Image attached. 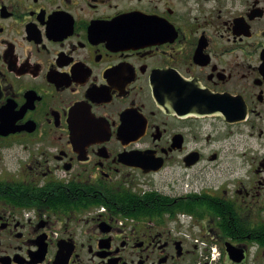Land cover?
<instances>
[{"label": "flooded vegetation", "instance_id": "1", "mask_svg": "<svg viewBox=\"0 0 264 264\" xmlns=\"http://www.w3.org/2000/svg\"><path fill=\"white\" fill-rule=\"evenodd\" d=\"M0 264H264V0H0Z\"/></svg>", "mask_w": 264, "mask_h": 264}, {"label": "trees", "instance_id": "2", "mask_svg": "<svg viewBox=\"0 0 264 264\" xmlns=\"http://www.w3.org/2000/svg\"><path fill=\"white\" fill-rule=\"evenodd\" d=\"M125 212H127L128 214L134 213L131 210H126V209H124V210L123 209L118 210V213L120 214V217H122L125 214Z\"/></svg>", "mask_w": 264, "mask_h": 264}, {"label": "rangeland", "instance_id": "3", "mask_svg": "<svg viewBox=\"0 0 264 264\" xmlns=\"http://www.w3.org/2000/svg\"><path fill=\"white\" fill-rule=\"evenodd\" d=\"M155 178H156V177H155ZM156 182L159 183V184L162 183V179H161V177H157ZM150 183H151V181H150Z\"/></svg>", "mask_w": 264, "mask_h": 264}]
</instances>
